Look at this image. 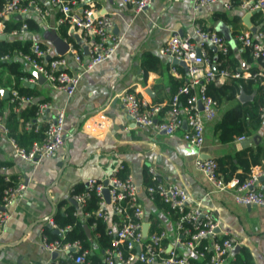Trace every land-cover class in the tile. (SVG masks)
Returning a JSON list of instances; mask_svg holds the SVG:
<instances>
[{
  "label": "crops",
  "instance_id": "1",
  "mask_svg": "<svg viewBox=\"0 0 264 264\" xmlns=\"http://www.w3.org/2000/svg\"><path fill=\"white\" fill-rule=\"evenodd\" d=\"M192 1L152 0L143 13L135 14L121 0H89L101 13H116L113 32L122 35L123 40L109 59L82 75L71 96L45 80L38 81L35 73L23 62L24 68L32 75L24 81L33 83V86H28L38 93L30 101L42 100L41 103L47 104L43 113L34 119L35 127L45 125L55 110H65V148L50 158L27 162L13 151L3 123V117L8 113L6 99L9 94L3 97L1 93L2 90L9 93L12 87L5 82L6 79L3 80L4 84L0 86V97L5 99L0 122V166L3 170H0V175L4 173L17 182H23L26 188L23 197L8 207L11 216L0 230V264H44L53 258L42 246L41 236L47 220L53 218L58 207L63 209L67 202L72 203L70 195L74 187L84 188L88 178L102 179L120 165L124 166L125 175L130 174L139 187L138 194L146 218H164L163 226L167 229L173 225V218L164 216V206L149 200L144 191L145 185L151 183L147 168L152 166L161 182L183 187L193 200L199 201L203 211H217L221 231L239 241L238 249H234L237 260L243 258L247 264H264V207L243 205L234 201L232 193L215 191L205 175L194 166L198 155L202 158L234 156L238 151L256 145L264 149L263 126L241 140L220 143L213 126L234 104V101H222L214 119L205 122L204 144L197 148L183 139L185 126L172 135H166L150 126L133 123L115 95L126 90L151 102L168 101L175 81L183 83L188 75L184 65L160 55L158 49L174 32H190L193 21L216 32L217 22L221 21L228 26L230 33L233 28L229 20L235 15L239 16L236 31L251 29L258 24V21L253 22V13H249L250 25L244 21L247 12L239 5L245 0H238V6L232 5L231 9H225L221 2H217L196 12L192 11ZM224 13L228 19L221 16ZM58 16L59 10L52 7L51 21ZM70 31L74 38L80 36L78 31L72 28ZM56 36L59 34L43 27L41 31L28 35L31 41H40L52 47L54 52L56 49L52 42ZM234 36L227 42L241 67L246 71L256 70L259 67L257 61L242 56L243 49ZM77 42L81 54L87 56L85 42L80 37ZM211 50L214 60L217 53L213 48ZM147 53L158 58V61H152L157 69L150 68L144 72L142 63ZM257 87L258 84L253 85L250 92L241 90L251 100ZM255 187L264 188V177L258 179ZM206 193H209L208 197ZM99 256L102 263L103 252ZM55 258L57 264L67 257L62 252Z\"/></svg>",
  "mask_w": 264,
  "mask_h": 264
},
{
  "label": "built area",
  "instance_id": "2",
  "mask_svg": "<svg viewBox=\"0 0 264 264\" xmlns=\"http://www.w3.org/2000/svg\"><path fill=\"white\" fill-rule=\"evenodd\" d=\"M121 1L130 6L135 14L143 13L152 2ZM217 2H221L225 9H231L233 5V0H193L191 8L196 12ZM239 6L246 12L257 14L258 27L254 32L249 28L241 29L234 38L242 49L249 50L259 67L252 71H246L241 66L233 70L217 69L219 62L211 58L208 48H215L217 54L226 56L229 48L227 39L215 30H207L199 22L193 21L190 32H174L158 49L160 55L183 62L188 75L168 101L151 102L132 91L116 92L115 95L119 97L126 115L133 123L150 126L166 135H172L185 126L183 139L201 148L204 144L205 122L214 119L218 109V103L206 93L208 82L219 84L222 80L243 78L252 79L264 88V0H245ZM52 7L59 10V16L53 22ZM28 14L44 29L58 34L59 25L68 23L79 32L80 40L87 45V56H83L73 35L71 39L59 36L67 44L62 54L37 40L31 41L28 52L17 51L14 54L35 75H41L47 83L67 96L73 94L82 75L109 59L123 40L122 35L113 32L116 13H101L89 0H7L0 8V36L14 38L33 34L27 30L26 23L8 33L4 32L6 19L17 15L22 19ZM1 59L7 60L10 57L4 55ZM9 96L11 101L18 100L19 107L31 100L18 96L15 89L9 92ZM46 107V103H39L36 116L42 114ZM259 112L260 118L264 120V91ZM64 121V108L55 110L46 121L41 140H34L26 150L10 139L13 151L27 162L52 157L65 148ZM26 126L29 127V124ZM194 166L205 175L215 191H228L232 193L235 202L243 205L264 207V188L255 187L258 179L264 177V162L252 166L248 177L242 182L234 177L224 180L214 158L198 155ZM123 169L124 166L120 165L102 179L90 177L85 181L83 191H71L70 195L76 207L73 214L80 215L82 219L89 215L82 211L87 200L92 194L97 197L98 207L94 216L108 223L107 234L111 236L110 246L103 250L101 264H193L192 259L195 257L204 260L205 264H238L234 249L239 241L221 231L217 211H203L199 201L193 200L183 187L176 183L161 182L154 167L148 166L151 183L145 185L144 191L149 200L154 202L158 198L166 205L164 216L173 218V225L167 229L163 226L164 218H146L138 194L139 187L130 174L119 176ZM0 170L3 167L0 166ZM2 175L6 181H10L8 175ZM25 188V183L15 181L3 190L0 230L11 216L8 207L23 197ZM205 195L208 197L209 193ZM47 226L57 229L61 239L65 231L71 228L70 225L58 227L53 218L47 220ZM41 239L43 248L50 254L64 252L66 259H72L75 264L86 263L88 251L83 249L79 240L61 243V239H49L43 232ZM55 259L50 258L44 264H56Z\"/></svg>",
  "mask_w": 264,
  "mask_h": 264
},
{
  "label": "trees",
  "instance_id": "3",
  "mask_svg": "<svg viewBox=\"0 0 264 264\" xmlns=\"http://www.w3.org/2000/svg\"><path fill=\"white\" fill-rule=\"evenodd\" d=\"M6 1L7 0H0V8ZM238 4L239 1L234 0L233 5L238 6ZM221 16L224 19H228L225 13ZM256 17L257 14H255V19L253 18L254 23L257 22ZM229 22L233 28L231 35L234 36L238 32L236 30L238 28L239 16H233ZM4 23L5 33L18 28L22 23H26L27 30L32 33H37L41 31L42 28L38 21L30 14L25 15L22 19L13 16L12 18L6 19ZM70 29L71 27L68 23H61L59 25V36L71 39L72 33ZM217 32L221 34L219 31ZM30 44L31 40L28 36L0 38V86L4 84L3 80L6 79L5 82L8 83L12 89L16 90L18 96L31 99L37 96L38 93L35 89L26 85L24 80L30 78L32 75L24 68V63L18 57L14 56L17 51L28 52ZM208 51L213 59L214 54L211 48H208ZM4 55H8L10 59H1ZM242 56L247 60L252 58L248 49L243 50ZM214 60L219 62L217 69L228 68L229 70H233L236 66H241V63L233 54L230 45L226 56L217 54ZM152 61H158V58L149 53L144 55L142 63L144 72H147L150 68L157 69ZM181 83L175 81L172 94ZM255 84H257V82L252 79L243 78H231L218 85L214 82H208L206 84L207 95L211 96L218 104L222 101H234V104L221 114L219 120L213 126L214 132L218 133L220 143L227 144L239 137L250 136L254 131L261 129L262 126L264 135V120L260 118L259 112L264 88L258 85L256 93L251 100L240 102L237 99V95L241 89L245 92H250ZM7 100L8 113L3 117V123L7 129V134L18 146L28 150L34 140H41L44 136L45 125H41L35 129L34 123V119L37 117L36 112L38 104L43 101H29L26 105L19 107L17 99L11 101V97L9 96L6 101ZM4 101L5 99L0 97V114H2L1 111ZM26 124H29V128L25 127ZM214 159L217 163V170L224 180L234 177L238 179V182H242L248 177L252 166L261 164V162L264 161V149L260 145H256L254 147L244 148L235 153L234 156L224 155L215 157ZM237 169H240V172H237ZM124 175V170L119 172L120 177H124ZM14 183L15 179L10 177V181H6L4 176L0 175V203L3 190L8 185ZM72 191L76 193L81 192L83 188L81 186L74 187ZM155 202L157 205L166 208V205L161 203L158 198L155 199ZM97 207V197L92 194L82 209V211L88 212L89 215L85 219H82L80 215L73 214L76 207L72 203L67 202L64 209L58 207L53 214V221L58 227L63 228L67 225L71 226L70 229L65 231L64 238L61 239L60 236L48 226L43 228V232L49 239H61V243L79 240L83 249L88 251L86 264H101L99 255L105 248L110 246L111 236L107 234L108 223L94 216V211ZM85 224L90 228L89 235L84 229ZM154 226L155 222L151 227L153 228ZM192 262L193 264H205L204 260H200L196 257L192 259ZM237 262L238 264H247L243 258H238ZM71 263L69 259H61L57 264Z\"/></svg>",
  "mask_w": 264,
  "mask_h": 264
},
{
  "label": "water",
  "instance_id": "4",
  "mask_svg": "<svg viewBox=\"0 0 264 264\" xmlns=\"http://www.w3.org/2000/svg\"><path fill=\"white\" fill-rule=\"evenodd\" d=\"M249 16H250V14H249V12H247V14L244 16V21L248 24V25H250V20H249ZM17 18H19V19H21V16L20 15H17L16 16ZM216 30L217 31H219L228 41H231L232 40V35H231V33H230V31H229V28H228V26H226L223 22H221V21H219V22H217V25H216ZM251 30L254 32L255 30H256V27H254V26H252L251 27ZM0 38L1 39H4L5 38V35H1L0 36ZM76 39H77V41H79V37L78 36H76ZM53 45H54V47H55V49H56V52L58 53V54H62L65 50H66V48H67V44L60 38V37H58V36H56V38L53 40ZM87 49V48H86ZM214 50H215V48H213ZM175 61V60H174ZM180 63V62H179ZM181 64L182 65H184V63L183 62H181ZM36 77H37V80L38 81H43L44 80V78L41 76V75H36ZM25 84L26 85H30V86H33V83H28V82H25ZM1 93H2V95H3V97H6V96H8V92L7 91H5V90H2L1 91ZM251 97L249 96V95H247V94H245L242 90L239 92V94L237 95V99L240 101V102H244V101H247L248 99H250ZM207 158V156H204V158ZM105 193H106V191H105ZM72 203L75 205V202L74 201H72ZM248 206V205H247ZM84 229H85V231H86V233L89 235L90 234V229H89V227L85 224L84 225ZM146 229V226H145V228H144V230ZM54 232L56 233V234H60L59 233V231L57 230V229H55L54 230ZM236 249H238V247H236ZM57 256V253L56 252H54L53 254H52V257L54 258V257H56Z\"/></svg>",
  "mask_w": 264,
  "mask_h": 264
},
{
  "label": "rangeland",
  "instance_id": "5",
  "mask_svg": "<svg viewBox=\"0 0 264 264\" xmlns=\"http://www.w3.org/2000/svg\"><path fill=\"white\" fill-rule=\"evenodd\" d=\"M52 35V34H51ZM241 46V45H240ZM244 50V49H243Z\"/></svg>",
  "mask_w": 264,
  "mask_h": 264
}]
</instances>
